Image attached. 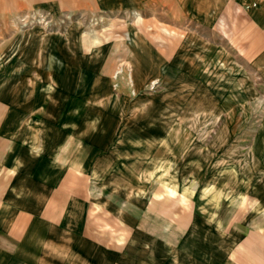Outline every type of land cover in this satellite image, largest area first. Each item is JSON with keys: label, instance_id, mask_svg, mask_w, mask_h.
<instances>
[{"label": "rangeland", "instance_id": "374dc122", "mask_svg": "<svg viewBox=\"0 0 264 264\" xmlns=\"http://www.w3.org/2000/svg\"><path fill=\"white\" fill-rule=\"evenodd\" d=\"M258 3L187 0L181 28L152 23L138 9L0 16V92L11 80L15 86L7 91L19 94L17 63L31 62L41 48L59 52V95L64 86L88 95L80 117L92 142L98 130L116 129L114 142L136 145L135 177L147 173L140 182L148 180L155 192L171 187V194L194 201L230 191L238 193L231 203L242 206L241 192L264 191V47L258 49L257 40L264 16ZM70 51L89 58L84 84L85 72L77 80L73 69L88 60L73 61ZM45 54L42 60L50 58ZM40 74L49 79L50 72ZM135 180L134 190L145 186Z\"/></svg>", "mask_w": 264, "mask_h": 264}, {"label": "crops", "instance_id": "0c3cea01", "mask_svg": "<svg viewBox=\"0 0 264 264\" xmlns=\"http://www.w3.org/2000/svg\"><path fill=\"white\" fill-rule=\"evenodd\" d=\"M186 3L0 0V16L138 9L152 23L181 28ZM258 6L262 17L264 0ZM259 21L258 49L264 47V18ZM41 52L50 58L42 60ZM85 55L70 51L73 61L88 60L73 69L75 75L85 72L83 84L87 72L90 79ZM260 55L262 60L264 51ZM34 58L16 64L22 66L16 70L19 94L7 91L15 86L11 80L0 92V264H264L263 189L241 192L242 206L231 203L238 193L230 191L194 201L171 194L176 192L171 187L155 192L148 180L140 182L147 173L135 177L136 145L114 142L116 129L98 130L92 142L91 128L85 127L84 114L80 117L81 104L91 102L88 95H76L68 86L59 95V52L41 48ZM46 72L47 81L40 74ZM27 88L34 89L32 95ZM133 179L145 186L134 190Z\"/></svg>", "mask_w": 264, "mask_h": 264}]
</instances>
